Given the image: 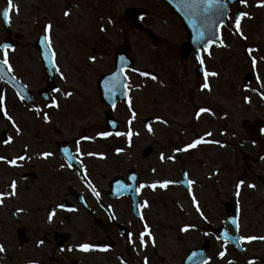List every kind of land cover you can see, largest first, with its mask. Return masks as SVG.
I'll use <instances>...</instances> for the list:
<instances>
[{"label":"rangeland","instance_id":"obj_1","mask_svg":"<svg viewBox=\"0 0 264 264\" xmlns=\"http://www.w3.org/2000/svg\"><path fill=\"white\" fill-rule=\"evenodd\" d=\"M6 2L0 0V10ZM13 4L18 6L19 11L17 14L15 8L11 10L9 29L17 44L8 50V58L16 78L27 85L33 94L35 104L32 113L46 111L55 114L53 123L66 134H73L79 141L78 149L87 152L89 166L97 176L108 177V169L111 175L138 165L142 184L145 185L141 188L144 202H147L152 224L149 232L162 237L154 247L156 254L151 257L152 264H181L189 249L202 243L199 237L203 235L202 230L206 225L225 224L226 215L213 211L214 204H218L219 200H228V196L233 193L234 182L248 176L241 164H234L237 157L240 161L246 160L244 157H248V154H236L234 146L248 145L241 124L250 121L253 116H260L253 109L256 106L262 109L264 106L258 96L259 90L264 91V10L259 18L258 13L254 14L253 21L248 18L242 20V35L224 28L221 43L202 51L205 72L218 73L207 77L211 88L209 91L201 88L205 75L197 77L194 73L196 61L193 54L186 60L181 59L180 51L185 43L186 32L177 17L160 2L13 0ZM65 4L69 6L68 16L64 15ZM128 8H141L147 12L143 24L155 34L158 43L146 35L140 36L126 24L125 10ZM49 24L52 27L47 35L55 52L54 82L56 89L60 90L53 92L54 101L59 107L50 109L42 106L43 102L36 95L44 86L45 76L33 47L37 36L40 33L45 35L44 28ZM5 38L6 33L0 21V41ZM122 46L127 48L128 57L135 60L136 64L128 72L131 98L126 103H117L113 116L124 122L136 117L138 132L136 138L130 141L124 139L125 143L137 140L135 150L131 149L129 153L122 149L123 154L113 159V162L119 164L120 161L121 164L112 165L105 158L108 152L116 150L114 147L121 145L122 136L98 135L105 132L104 113L107 108L98 100L96 83L101 75L112 70L114 54ZM92 48H95V52ZM244 49H254L249 59L244 57ZM0 58H3L1 52ZM83 58L87 59L84 71L74 69L71 79H68L70 60L75 59L76 65L82 66L80 60ZM253 58L256 59L255 66ZM141 69L143 72L150 70L156 73V79L142 76L139 80L141 83L137 85L134 77ZM248 72L254 74V80L252 84L244 85L243 76ZM69 89L71 92H68ZM10 106V122L16 123L15 128L27 129L28 105L13 100ZM198 108L211 111L201 113L197 118L195 112ZM6 120L9 121L7 116L0 122L6 125ZM144 120L148 122L144 124ZM42 127L32 120L31 128ZM200 137L219 143H201L187 151H176ZM41 139L51 140L47 137ZM148 147L152 148L153 153L143 157L142 152ZM21 149L17 148L15 152ZM24 151L27 161V147ZM161 154L165 157L163 160ZM170 156L173 159H168ZM175 156L177 162H174ZM180 168H185L191 181H194L191 197L186 196L180 188L168 186L166 189L157 187L153 190L147 187L154 182L178 177ZM205 178H208L209 184L206 186L208 191L204 193L205 186L201 189L196 184L202 183ZM239 190L244 192L246 199L248 186L242 184ZM252 215L245 207V212L239 217V224L246 229L254 222L257 224L258 219L261 222L260 217ZM185 227L188 230L181 231ZM217 250L215 246L208 254L209 258ZM12 251L16 264L21 261L27 263V259L19 257L20 250L13 248ZM158 256L164 257L165 261L158 263ZM236 260L238 264L244 263L241 258ZM209 264L217 263L210 261Z\"/></svg>","mask_w":264,"mask_h":264},{"label":"flooded vegetation","instance_id":"obj_2","mask_svg":"<svg viewBox=\"0 0 264 264\" xmlns=\"http://www.w3.org/2000/svg\"><path fill=\"white\" fill-rule=\"evenodd\" d=\"M258 3L259 0H247L246 4H231L227 9V30H235V17L240 11L249 13V16L241 18V23L245 18L253 21L256 13L259 18L264 5L257 6ZM124 19L132 30L140 36L145 35L143 29H135L131 18L126 16ZM143 19V28L150 31L144 26ZM5 39H12L11 34ZM92 51L95 52V48H92ZM8 60L11 65L9 58ZM140 72L143 70L137 71L134 77L137 85L142 79ZM9 73L15 76L13 71ZM250 74L252 84L254 74ZM68 92H71L70 89ZM258 93L264 104V91L259 90ZM0 94L5 97L3 110H0V121L4 119L5 112L7 116L11 114L10 105L13 100L27 105V102L17 96L15 89L2 78ZM28 108L27 129L19 128V134L10 121L6 120V125L0 122V157H5V160H0V194L8 193L0 195V246L5 249L0 252V264H16L13 248L20 250V258L27 259V263L21 261L20 264H144V260H147V264H152L151 257L156 254L154 247L162 237L160 234L151 237L148 234L152 224L148 216L149 210L143 207L144 194L140 188L142 177L138 165L111 175L108 169V177L97 176L89 166L87 152L78 149L79 141L73 134H66V131L57 128L53 123L55 114L46 111L32 113V106ZM253 110L260 116L251 117L246 127L241 125L246 133L248 145L234 146L236 154H248V157H244L246 160L240 161L237 157L234 162L235 166L241 164L247 170L248 176L234 182L232 195L228 196V200H219L218 204H214L213 211L225 214L226 210L233 208L237 210L239 218L246 207L253 217H260L261 222L258 219L257 224L254 222L246 229L244 225L239 224V219L235 225L226 221L222 225H206L202 230L203 235L199 237L201 244L206 241L209 243L208 254L215 246L218 247L214 256L209 258L207 255L208 264L210 261L217 264H238L236 258L243 260L244 263L240 264H264V239H259L264 237V106L262 109L256 106ZM45 115L48 116L47 121L44 119ZM33 119L43 127L31 128ZM117 120L119 130L116 133L122 132V143L114 147L115 151L108 152L105 158L111 161L112 165L115 163L113 159L123 154L122 149L131 153L137 143V140L134 143L124 141L136 138L137 118L130 117L127 122L119 118ZM129 131L133 133L130 138L127 135ZM116 133H110L109 137L115 136ZM9 137L11 141L5 143ZM41 137L51 140L46 141ZM25 147L27 161L18 159L20 156L24 157ZM17 148L22 149L15 152ZM65 149L68 150L67 153ZM44 152H50L52 155L45 158L41 155ZM116 153L118 154L115 155ZM14 158H17L15 165L8 162ZM174 162H177L176 156ZM115 164L119 165L121 162ZM131 180H134L133 186L130 185ZM189 180L191 179L185 168H180L178 177L168 179L173 182L169 184L170 187L180 188L185 195L191 197L194 184L189 185ZM207 180L208 178H205L202 183L196 184L201 189L205 186L202 191L204 193L208 191ZM241 180L247 186L254 185L248 187L246 199L244 192L236 188ZM12 182L16 184L15 195H11ZM115 182L122 192H112ZM118 186H115L116 189ZM212 195L214 196V193ZM18 209L20 211H17ZM49 215L52 216L51 220L48 219ZM145 225L148 232L145 231ZM142 232L145 233L143 246L140 244ZM248 236L258 239L250 242L238 239ZM84 243L92 246L87 252L79 247ZM221 251L225 253L223 257L219 256ZM156 259L158 263L165 261L162 256Z\"/></svg>","mask_w":264,"mask_h":264},{"label":"snow or ice","instance_id":"obj_3","mask_svg":"<svg viewBox=\"0 0 264 264\" xmlns=\"http://www.w3.org/2000/svg\"><path fill=\"white\" fill-rule=\"evenodd\" d=\"M182 2L184 3V6L186 8L191 10L187 14H189V18L192 21L191 26L195 30L194 40H196V41L204 40L205 37L208 36L209 39L206 41V44H211L213 41H212V39L210 37V33H209L208 29H209V27H210V25L212 23H215L216 19L219 16L225 14L224 10H223L224 6H223V3H222V0H182ZM246 2H247V0H240L241 4H246ZM262 5H264V0H260V3H258L257 6H262ZM13 8H15V10H16V12L18 14V11H19L18 6L13 4V0H7V6L5 8H3L2 10H0V16L3 17V22L5 24L10 23V10H12ZM64 15L68 16L69 13L67 11H65ZM247 16H249V13L241 12L239 15H237L235 17V31L237 33H240L241 35H242L241 27H240L241 26V18L242 17H247ZM198 18L200 19V23L199 24L197 22ZM109 22H111V21H109ZM51 27H52L51 24L45 26V28H44L45 36L43 38L44 41L48 42L49 48L51 47V43H50L49 35H47V34L50 32ZM103 30H104L103 27H101V31H103ZM9 47L10 46L8 44H6V43L0 44V48H2L4 50V59L2 61H0V78H2V76H3V73L5 71V66H7V71L8 72L12 71L11 65L9 64V60H8V49H9ZM205 51H207V47L205 48ZM253 51H254V49H248V52L250 54ZM54 55L55 54L53 53V56ZM89 59L94 60L95 57H89ZM121 59H123V58H121ZM262 59H264V57H262ZM197 60H198V62L201 65H203L204 61L199 55L197 56ZM252 63H253V66H255V64H256V59L255 58H253ZM57 71H59L58 68H57ZM140 75L141 76H146V75H148V73L140 72ZM204 75H205V82L201 85V88L210 91L211 88H210V85H209V83L207 81V77L208 76H216V75H218V73H216V72H205ZM118 76H119V74H116V75H114L111 78L110 83H111L112 87L109 88L110 92L114 91V89L116 87V82H117ZM61 78L62 79L64 78L63 74H61ZM151 78L153 80L156 79L155 76H152ZM11 79H15V77H11ZM56 91H60V90L56 89ZM125 94H127V93H125ZM66 95H71V93H66ZM4 101H5L4 95L0 94V110H3ZM52 106L59 107V105L55 101H53V105ZM129 106L131 107L130 102H129ZM210 111L211 110L208 109V108H200L197 111V113H196V117L199 118L201 113H206V112H210ZM4 114H5V116H7V112H5ZM7 118L9 119V121L12 120L11 116H7ZM44 119H45V121H47L48 120V116L45 115ZM12 126L16 127L14 122H13ZM16 130H17V133L19 134V131H20L19 128H16ZM148 130L150 132L152 131V129L150 127H149ZM98 135H100L101 137H107V136L110 135V133L102 132V133H99ZM116 135H121V133H116ZM127 135L130 138L133 135V133L131 131H129L127 133ZM206 135L210 136L211 133H206ZM10 141H11V137H9L8 140L5 141V143H8ZM201 143H219V142L218 141H207L203 137H200L198 139L193 140L190 144L186 145L184 148L176 149V151H187L188 149L195 148L196 146H198ZM221 146H223V145H221ZM64 151H65V153H67L68 150L65 149ZM117 151L119 152L120 150L117 149ZM41 155L43 157L47 158V157L51 156L52 153L44 152V153H41ZM164 158L165 157L163 156V154H161V160H163ZM16 159L17 158H14V159H12L11 161H8V162L13 164V165H15L16 164ZM18 159L23 160L24 157L20 156V157H18ZM168 159H173V157L170 156V157H168ZM262 159H264V157H262ZM0 160H5V157H0ZM61 167H63V165H61ZM132 179H135V177H132ZM170 183H173V182L165 180V181H160V182H154V183H152L150 185H147V187H150L153 190H155L157 187L162 188V189H166L169 186ZM188 183H189V185H191V184L194 183V181L189 180ZM243 183H244V181L241 180L236 185L237 190H239L240 186ZM143 187H145V185L141 184L140 188H143ZM248 187L251 188V187H254V185L249 184ZM11 188L13 189L11 195H15V188H16L15 182H12ZM93 191H95V189H93ZM138 191H139V189H137V192ZM237 194H239V191H237ZM0 195H8V193H3V194H0ZM97 195H98V193H97ZM0 203H2V201H0ZM193 203L194 204L196 203V200H195L194 197H193ZM147 206H148L147 202L145 201L143 207H147ZM58 207H63V205H58ZM72 210L74 211L75 209H72ZM17 211H20V210L18 209ZM197 211L198 212L200 211L199 207H197ZM141 218L143 219V217H141ZM48 219L51 220L52 216L49 215ZM233 223L235 224L236 221L234 220ZM237 227H238V225H237ZM187 230H188L187 227L181 229V231H187ZM145 231L148 232L147 225H145ZM148 234L151 237L150 232H148ZM144 235H145V233H143V232L140 234V244H141V246L144 245ZM224 235L227 236V233H225ZM238 239L240 241L247 240V241L250 242V241L258 239V238L257 237H253V236H248V237H239ZM259 239H264V237H259ZM79 247H80V249L82 251H85V252L89 251L92 248V246L90 244H88V243L81 244ZM4 251H5L4 247L0 246V252H4ZM224 255H225V253L223 251H221L219 253L220 257H223ZM145 264H147V260H145ZM204 264H208V262L205 261Z\"/></svg>","mask_w":264,"mask_h":264},{"label":"water","instance_id":"obj_4","mask_svg":"<svg viewBox=\"0 0 264 264\" xmlns=\"http://www.w3.org/2000/svg\"><path fill=\"white\" fill-rule=\"evenodd\" d=\"M163 1L172 11L175 15L178 16V18L181 21V24L183 25L184 29L187 32V38L186 43L182 47V51L180 53V56L182 59H186L189 54L194 50L196 58L200 54V47L203 49L210 48L213 44H219L220 43V32L222 26H227V8L230 4L234 3L235 1L240 2V0H222L223 6H224V15L219 16L215 23H212L208 29L210 33V37L212 39L211 44H206V41L209 39L208 36L205 37L204 40L196 41L194 40L195 36V30L191 26L192 21L189 18V13L191 10L186 8L184 6V3L182 0H161ZM7 6V5H6ZM5 6V7H6ZM4 7V8H5ZM128 14H130L132 17L137 16H144L145 12L137 9H130L127 11ZM2 20L3 17L1 16ZM222 21V22H221ZM198 24L200 23V19H197ZM135 26L139 27L140 24L138 21H135ZM3 26L5 29H7V24L3 22ZM38 48L40 50V56L43 60V65L45 72L48 76L47 80V89L43 92H40L42 95L43 93H48L49 89L52 87V73L51 69L53 68V61H52V54L49 50L45 48V41L43 38L39 40ZM11 47V45H9ZM200 56V55H199ZM47 57V58H46ZM123 58V59H121ZM133 65L132 60H128L126 57V50L120 49L117 51L115 56V63H114V71L110 75L103 76L99 82H98V90H99V97L102 103L106 104L108 106V109L111 111L117 99L120 101H125L127 99V91H126V78L124 77V71L131 67ZM195 73L200 76L203 73V66L198 62V66L195 70ZM119 74L116 87L113 92L109 91V88L112 87L110 81L111 78ZM3 79L10 81V83L15 86L17 89H24L19 83L14 81V79H11V77H8L6 70L3 73ZM250 81V75H246L244 78V82L248 83ZM22 97H25V94L23 92H19ZM44 97H47L46 94H43ZM28 99V97H27ZM105 123L109 130L115 131L117 129V123L115 119H113L109 114H105ZM151 152L150 149H147L144 151V156L149 155ZM232 222L235 220V216L231 218ZM208 250L207 244L203 245L200 249H193L191 250L190 255L186 258V260L183 262V264H204L206 261L205 254ZM195 254V255H194Z\"/></svg>","mask_w":264,"mask_h":264},{"label":"bare ground","instance_id":"obj_5","mask_svg":"<svg viewBox=\"0 0 264 264\" xmlns=\"http://www.w3.org/2000/svg\"><path fill=\"white\" fill-rule=\"evenodd\" d=\"M64 1V0H63ZM72 4H74V3H72ZM69 10V6L68 5H66L65 4V6L63 7V11H68ZM80 62H81V64H82V66H77L76 65V60L74 59V60H70V68H69V70H68V76H67V78L68 79H71V77H72V75H73V71H74V69L76 70L77 68H78V71H79V69L82 71H84V68H85V66H87V59H82V60H80ZM82 71V72H83ZM84 75V74H83Z\"/></svg>","mask_w":264,"mask_h":264}]
</instances>
